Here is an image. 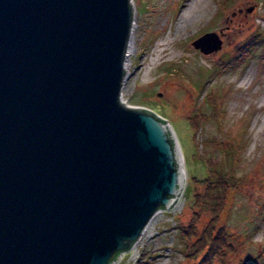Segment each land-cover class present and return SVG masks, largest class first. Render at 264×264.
I'll return each instance as SVG.
<instances>
[{"label":"water","instance_id":"obj_1","mask_svg":"<svg viewBox=\"0 0 264 264\" xmlns=\"http://www.w3.org/2000/svg\"><path fill=\"white\" fill-rule=\"evenodd\" d=\"M133 13L129 0H0V264L113 263L181 195L172 126L120 99Z\"/></svg>","mask_w":264,"mask_h":264},{"label":"rangeland","instance_id":"obj_2","mask_svg":"<svg viewBox=\"0 0 264 264\" xmlns=\"http://www.w3.org/2000/svg\"><path fill=\"white\" fill-rule=\"evenodd\" d=\"M129 1L135 53L120 99L168 121L182 150L186 180L175 208L157 214L137 252L123 253L116 264L198 263L201 253L194 256L190 248L213 220L202 208L206 161L236 179L219 215L231 248L210 264H264V43L238 57L236 67L217 73V65L236 57L251 35L261 32L264 39V0H196L189 11L196 18L176 36L173 23L187 0ZM207 32L218 36L220 48L203 54L192 42ZM209 94L216 105L220 97L221 116L214 117ZM197 113L207 119L191 140L186 118ZM223 146L232 148V157ZM190 222L185 239L179 228Z\"/></svg>","mask_w":264,"mask_h":264},{"label":"trees","instance_id":"obj_3","mask_svg":"<svg viewBox=\"0 0 264 264\" xmlns=\"http://www.w3.org/2000/svg\"><path fill=\"white\" fill-rule=\"evenodd\" d=\"M259 43H264V39L262 38L261 32H256L246 40L242 47L237 49L239 52L236 54V57L230 59L227 63L223 64L222 62L217 65V73L221 74L226 68H229L230 66L232 67L238 57L246 54L250 47H254ZM207 101L214 106V109H216V111L213 110L214 117L221 116L219 115L221 105L220 97L217 98V105L215 100L212 101L211 94L208 95ZM206 119L207 117L201 113H197L190 118H186V122L190 124L191 127V140H194V135L197 129ZM223 147V149L230 153V157H232V148L230 146ZM206 164L208 168L207 175L201 181L203 184H207L205 192L202 194V208L206 209L210 213L213 220L206 226L207 229L200 234L194 245L190 248L192 250L190 252H192L194 256L201 253V258L197 264H210L212 259L222 257L221 255H224V253L231 248L229 236L225 227L219 225V215L221 216L224 211L227 191L234 187L236 179L232 175L227 176L221 171L212 170L211 163L209 161H206ZM185 192L188 193V190L186 189ZM195 202H198V196H196V194H194L193 203ZM191 223L192 222L189 223L188 227L182 226L179 228L181 237L185 239L190 237V229H193L190 225ZM217 226L218 228L214 229Z\"/></svg>","mask_w":264,"mask_h":264},{"label":"bare ground","instance_id":"obj_4","mask_svg":"<svg viewBox=\"0 0 264 264\" xmlns=\"http://www.w3.org/2000/svg\"><path fill=\"white\" fill-rule=\"evenodd\" d=\"M195 1L196 0H187L186 5H183L181 7V10L179 11V13L176 16L175 21L173 23V30L171 31L174 36H176L178 34L179 30L184 29L187 25H189V23H191L196 18L194 15H191V14L189 15L190 8L194 4ZM134 25H135L134 18H132L130 35H129L127 48H126L125 56H124V63H123L125 69H128V66H129L128 61L130 60V57L135 53V47H134L135 46L134 45L135 44V27H134ZM174 206H176V205H174ZM161 211H163V210L156 211L152 215V217L146 223V225H145L143 231L141 232L140 236L138 237V239L135 241L132 248L130 249L131 251H133L134 253L137 252V247L139 246L142 238L146 235V232H147L148 228L150 227V224H152V222L156 218L157 214H159ZM110 264H116V261L113 263H110Z\"/></svg>","mask_w":264,"mask_h":264}]
</instances>
